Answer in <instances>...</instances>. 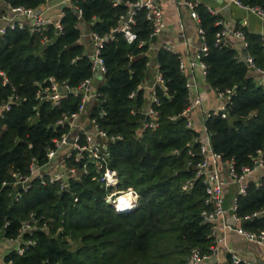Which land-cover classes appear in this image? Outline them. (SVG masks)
<instances>
[{
  "label": "trees",
  "instance_id": "16d2710c",
  "mask_svg": "<svg viewBox=\"0 0 264 264\" xmlns=\"http://www.w3.org/2000/svg\"><path fill=\"white\" fill-rule=\"evenodd\" d=\"M113 1L72 0L62 8L59 33L52 25L42 32L15 26L0 42V70L7 79L3 83L0 76V102L18 97H12L8 109L0 107V243L13 242L2 257L5 264H186L192 249L204 254L212 243V224L201 216L208 208L204 186L195 176L201 158L200 143L194 140L198 128H187L181 115L189 94L187 77L178 66L180 56L164 48L151 51L153 38L143 10L136 11L134 41L114 33L119 15L127 9L125 2L134 0ZM239 1L264 11V0ZM44 2L1 0L0 10L4 6L35 10ZM193 10L207 46L201 58L205 82L215 92L231 90L227 118L210 116L204 121L211 146L223 160H233L237 170L254 166L253 158L258 153L264 156V79L256 81L245 58L251 57L255 71L264 69V41L243 31L246 56L239 55L225 40L215 43L219 15L200 3ZM82 29L102 38L111 36L99 50L105 69L101 75L91 69ZM150 60L163 79V87H155L157 103L149 101V90L142 86ZM94 73L101 81L95 80L88 117L106 134V166L117 171L116 186H104L101 170L86 160V153L77 158L72 150L61 162L76 167L77 176L53 182L45 177V183L33 176L26 189L15 187L14 173L26 176L33 162H48L53 140L67 131V125L57 121L74 113L80 103V94L69 93L54 106L36 92L52 83L59 91L64 86L76 90ZM147 107L157 113L153 128L144 126L149 122L142 117ZM83 164L86 172H81ZM127 188L138 194V200L131 209L117 212L107 196ZM263 209L264 171L257 181L249 178L236 213ZM240 226L264 231V215ZM16 244L21 254L15 251ZM221 251L227 264L230 255L224 247Z\"/></svg>",
  "mask_w": 264,
  "mask_h": 264
},
{
  "label": "built area",
  "instance_id": "2783aa9c",
  "mask_svg": "<svg viewBox=\"0 0 264 264\" xmlns=\"http://www.w3.org/2000/svg\"><path fill=\"white\" fill-rule=\"evenodd\" d=\"M46 1L47 0H45L40 9L35 10L23 6H4L5 10H0V42L4 38L7 30L15 28V26L20 28L27 26L30 32H42L46 30L49 25H52L57 33H59L62 29V25L60 24L59 20L64 15L63 10H59L56 12V14L48 15V10L50 8L47 6L48 4ZM71 1L72 0H62L65 5L71 4ZM227 1L237 5L242 9L248 10L264 22V11L260 7H246L242 5L239 0ZM120 2L121 0L113 1L114 4H118ZM185 3L191 10V16L198 23V15L196 11L193 10V6L199 2L196 0H188L185 1ZM125 4L127 9L123 14L119 15L116 26L112 29V31L114 33L118 32L122 34L123 38L127 42H132L136 39L133 27L136 24L137 10H143L144 16L150 26L149 36L153 38V40L164 29L165 23L158 0H134L131 2L127 1ZM206 9L211 14H216L215 8L206 6ZM78 12L80 16L81 10L78 9ZM216 24L220 25L221 27L215 34V43H220L225 38L233 36L235 38L241 39L244 46L246 47L244 33L241 30H232L227 28L221 18L216 21ZM179 27L182 28V23L179 24ZM198 30L201 38V44L197 50L194 60L189 63V66L192 68L199 66L203 74H205V64L201 58L203 54L206 53L207 46L203 40L202 30L200 28H198ZM83 35L89 37L93 45V52L91 53V69L95 73L101 75L105 69L99 50L103 40L109 39L111 36L107 35L102 38L91 31H84L81 36ZM262 39L264 40V38ZM162 48L171 51L169 46L164 45ZM245 59L248 66L254 69V64L251 57L246 56ZM152 64L155 69V76L149 88V101L151 103H157L155 87L157 85L162 86L163 79L161 74L157 71L158 65L155 62H152ZM178 66L179 70L184 74L187 66L181 58L179 59ZM258 72L263 80L264 69H258ZM95 75L91 79L88 78L82 81L76 90L71 89L68 86H64L63 91H59L58 86L55 83H52L50 87L43 88L41 86V90L36 92V95L39 97V99H48L54 106H58L63 96L65 97L69 93H73L74 95L80 94V103L74 113H71L57 121V123L60 125L66 124L67 131L59 138L53 140V148L48 149L46 153L48 162L43 165H37L33 162L30 165L29 174L26 176H17L14 173L13 183L16 185L15 187L20 185V189H26L30 185L31 178L33 176L40 178L42 183H45V177H47L49 182H53L56 180L61 181L67 175L77 176L78 170L76 167H69L66 163L61 162L64 157L70 156L72 150L76 151L77 158H82V155L86 153V160L93 163L96 168L101 170L99 181L104 186H116L119 181L117 171L106 166L109 156L106 145V134L104 131L99 130L94 121L90 120L88 117V107L90 101L96 96V83L94 79ZM0 76L3 79V83H5L7 79L4 72L1 70ZM186 87L189 94L188 103L181 115L186 118L187 128H198V136H196L194 140L200 143L199 153L201 158L200 161L195 165V176L201 180L204 186V204L208 208L201 212V216L205 221H208L212 224L210 235L213 237L208 252L201 254L198 250L192 249L187 258L186 264H202L203 262L207 261H211V264H226L220 260L222 248L227 247L226 233L234 232L240 234L248 242L264 248L263 230L258 232L247 231L240 226L243 221L262 217L264 215V209L252 211L251 213L245 214L243 216H239L236 213L239 206L240 197H243L247 194L249 178L254 173L256 168L264 167V156L258 153V155L253 158L254 166L243 165L238 170L234 166L233 160H223L221 155L214 151L211 146L210 136L207 132L206 126L204 125V121L210 116L227 118L229 109L228 102L230 99L231 90L226 89L225 92H216L219 98L222 99V103L211 110L205 111V113L202 114V124L200 126H196L192 113L201 106L202 98L198 93L193 92L192 89L194 86L188 81V79L186 82ZM12 97L14 100L18 99L17 96ZM12 97L7 102H0V107L3 109H8L9 103L12 101ZM142 115L149 118V122L145 123L144 125L145 127L153 128L156 126L155 120L157 113L152 107H147ZM58 158H60L59 161H57ZM86 170V165L83 164L81 172H86ZM3 184L6 183L3 182ZM228 185H234L236 187V191L231 196L229 201L226 200L225 196V189ZM184 188H187V185H185ZM114 192L116 193L117 191H112L111 194L107 196L106 201L110 203L117 212L125 207L128 208L127 210L131 209L135 206L138 200V194L132 188L120 190L118 191L120 192L119 194H121L120 196L126 194V199L124 198L125 203L123 206H120L118 202L116 203L118 197L120 196H115ZM14 249L17 253H22V249L18 244H16ZM226 250L230 255V259L227 264H258L251 260L240 257L236 252L229 248H226ZM0 264L5 263L0 261ZM6 264L12 263L8 262Z\"/></svg>",
  "mask_w": 264,
  "mask_h": 264
},
{
  "label": "crops",
  "instance_id": "0c3cea01",
  "mask_svg": "<svg viewBox=\"0 0 264 264\" xmlns=\"http://www.w3.org/2000/svg\"><path fill=\"white\" fill-rule=\"evenodd\" d=\"M185 1L188 0H158L162 10L165 27L161 31V33L152 41L150 49L152 52H154L158 48H162L164 45L169 46L170 50L177 53L186 64L187 68L184 74L187 77L188 81L193 84V92L198 93L202 98L201 106L194 110L192 113L195 125L200 126L202 124V114H204L205 111L219 106L222 103V99L219 98L215 90L207 85L201 68L199 66H195L193 68L189 66V63L194 60L197 54V50L199 49V46L201 44V38L198 30V23L191 16V10L187 6ZM196 1L205 6H211L215 8L216 14L220 16L227 28L232 30L238 29L242 32L244 31L248 33H255L259 35L261 39L264 38V22L248 10L242 9L235 4L229 3L227 0ZM46 3L50 8L48 10V15L56 14V12L62 10L63 6H65L62 0H47ZM181 23L182 28L179 27V24ZM84 38L86 39L85 45L87 53L91 54L93 52L92 42L90 41L89 37L83 35L82 39ZM224 40L228 45L232 46L239 55L245 56L244 52H246V50L241 39L230 36L228 38H225ZM251 73L255 76L256 81L262 83L263 80L259 72L251 70ZM154 76L155 69L153 67L152 60H150L147 72L145 73V77L142 82L143 88L147 89V91L152 84ZM94 79H97V82L101 81V78L98 75H95ZM263 171V167L257 168L254 174L251 176V180L257 181ZM235 191L236 187L234 185H228L226 187L225 196L227 201L230 200ZM241 237L242 236L237 233H226V248H229L232 251L236 252L231 246L230 242ZM12 245V241L0 243V261H2L3 255L8 252ZM246 247V252L240 253L241 255L238 253L240 257L251 260L258 264L264 263L263 247L253 245L248 241ZM223 253L224 252L221 251L220 260L224 263L225 258L223 257Z\"/></svg>",
  "mask_w": 264,
  "mask_h": 264
},
{
  "label": "rangeland",
  "instance_id": "374dc122",
  "mask_svg": "<svg viewBox=\"0 0 264 264\" xmlns=\"http://www.w3.org/2000/svg\"><path fill=\"white\" fill-rule=\"evenodd\" d=\"M60 160V158H58V160L57 161H59ZM115 193V192H114ZM120 192H116L115 193V196H120L121 194H119ZM122 194H124V193H122ZM126 195V194H125ZM125 195H123L122 197L123 198H121V200L120 201H122V200H124V198L126 199V196ZM230 244H231V246L234 248V250L236 251V253L238 254H240V253H244V252H246V249H247V247H246V244H247V241H246V239L244 238V237H241V238H239V239H237V240H232L231 242H230ZM241 255V254H240ZM264 264V263H263Z\"/></svg>",
  "mask_w": 264,
  "mask_h": 264
},
{
  "label": "bare ground",
  "instance_id": "6f19581e",
  "mask_svg": "<svg viewBox=\"0 0 264 264\" xmlns=\"http://www.w3.org/2000/svg\"><path fill=\"white\" fill-rule=\"evenodd\" d=\"M122 196H123V195H122ZM122 196L118 197V200L116 201V203L118 202V203L120 204V206H123V205H124V203H125V201H124V200L120 201V200H121V198H123Z\"/></svg>",
  "mask_w": 264,
  "mask_h": 264
},
{
  "label": "water",
  "instance_id": "95a60500",
  "mask_svg": "<svg viewBox=\"0 0 264 264\" xmlns=\"http://www.w3.org/2000/svg\"><path fill=\"white\" fill-rule=\"evenodd\" d=\"M245 51V50H244ZM244 55L246 56V52H244ZM250 70H254L253 68H250ZM142 117H144V116H142ZM18 187L20 188V185H18ZM128 208H122V209H120L119 210V212H122V211H125V210H127Z\"/></svg>",
  "mask_w": 264,
  "mask_h": 264
}]
</instances>
